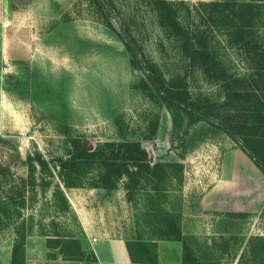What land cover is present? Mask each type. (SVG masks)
<instances>
[{
  "label": "rangeland",
  "instance_id": "1",
  "mask_svg": "<svg viewBox=\"0 0 264 264\" xmlns=\"http://www.w3.org/2000/svg\"><path fill=\"white\" fill-rule=\"evenodd\" d=\"M155 1L0 0V264H101L94 246L120 257L109 239L127 250L116 264H264V172L210 121L182 138L171 131L172 111L146 83L153 66L195 104L225 98ZM166 1L223 69L250 74L224 0ZM232 1L254 5L252 34L264 45V0ZM73 138L85 150L140 140L153 171L106 180L95 163L62 170ZM221 169L234 182L223 210H211L201 198Z\"/></svg>",
  "mask_w": 264,
  "mask_h": 264
},
{
  "label": "trees",
  "instance_id": "2",
  "mask_svg": "<svg viewBox=\"0 0 264 264\" xmlns=\"http://www.w3.org/2000/svg\"><path fill=\"white\" fill-rule=\"evenodd\" d=\"M155 4L160 22L181 40L182 49L190 62L198 65L209 78L222 83L225 90L223 101L209 100L195 104L181 82L164 85L156 69L150 66L145 72L148 78L146 83L158 102L172 111L171 131H181L179 137L182 138L192 125L203 120L210 121L238 139L243 151L264 172V45L259 44L252 34L251 27L256 15L254 5L249 2L236 4L232 0L223 2V10L228 11L226 17L230 16L237 41L252 60L250 74L240 77L223 69L207 45L179 25L172 3L156 0ZM130 61L136 68H142L134 57ZM71 143L73 149L69 156L59 159L60 167L65 171H72L81 163H95L104 168V177L110 180L111 177L130 175L131 172H151L154 168L140 140L106 141L92 150L83 149L74 138ZM71 241L76 246L65 241L66 247H75L74 251L81 252L80 243L73 239ZM16 254L13 250V256Z\"/></svg>",
  "mask_w": 264,
  "mask_h": 264
},
{
  "label": "crops",
  "instance_id": "3",
  "mask_svg": "<svg viewBox=\"0 0 264 264\" xmlns=\"http://www.w3.org/2000/svg\"><path fill=\"white\" fill-rule=\"evenodd\" d=\"M221 169L219 172L216 173V175H214L213 179H212V186L203 193L202 198H201V202L203 204H207L206 207L208 209L211 210H223V191H227V185H230L232 183V181L234 182V180H230V181H226L225 179L223 180V173H222ZM223 181L226 182L225 184H223ZM236 192L240 191L238 189L237 184H235V188ZM102 241H107V240H102ZM114 242V243H110V242ZM122 240L119 239H109L108 240V244L112 245L113 247H115L117 244L119 245V253H120V257L118 258H112L111 256H108L107 259H103L104 253H103V249H97L94 246V250L92 251V253L94 254L95 257L98 258L99 262L101 264H107V263H114L116 264V262L123 261L124 259H127L128 255H127V250L125 248V244H123L121 242ZM97 243V242H96ZM95 243V244H96ZM107 243V242H105ZM102 255V258H101ZM117 259H120V261Z\"/></svg>",
  "mask_w": 264,
  "mask_h": 264
}]
</instances>
